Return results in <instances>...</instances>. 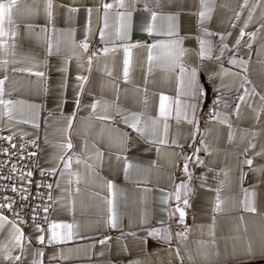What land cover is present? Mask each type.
Masks as SVG:
<instances>
[{
	"label": "crops",
	"instance_id": "1",
	"mask_svg": "<svg viewBox=\"0 0 264 264\" xmlns=\"http://www.w3.org/2000/svg\"><path fill=\"white\" fill-rule=\"evenodd\" d=\"M206 2L212 11L203 23L200 0H125L131 5L127 9L117 8V0H53V23L47 21L45 3L40 0L35 17L20 18L14 38L16 56L0 52V61H9L6 71H0V79L8 77L2 98L13 101L12 119L0 115V131L40 140V170L48 174L55 170L51 174L53 206L43 233L35 226L26 230L18 226L23 251L15 246L11 226L5 225L0 231V264H33L34 259L37 264H264V170L253 171L264 166V156H256L264 149V0H248L243 8L245 0ZM24 3L21 0L22 10ZM106 3L113 4L107 27ZM126 11H131L132 28L124 38L118 35V13ZM153 11L157 18L149 34L144 28L153 23ZM27 23L35 26L31 33ZM41 28H47V33L37 35ZM241 29L245 35L237 46ZM170 30L179 36L164 34ZM251 33L256 34L254 40ZM174 39H180V47L186 50L180 60L188 69L185 85L191 68L196 67L200 83L206 86L207 95L195 112L197 124L185 119V113L192 118L187 105L197 103L189 95L180 97L177 120L179 68L171 71L172 50L154 48L156 59L151 66L147 60L146 45ZM200 40L205 41L206 50L210 48L212 59L197 56ZM8 43L11 46L13 39ZM126 56L130 60L127 80L123 74ZM232 59L238 63H230ZM206 67L218 73L214 82L208 80ZM80 76L87 77L82 91ZM161 95L169 98L165 104L173 108L167 130L162 119L152 124L159 118ZM217 97L220 102L214 105ZM93 103L95 110L90 107ZM137 120L143 134L131 127ZM69 158L70 167L65 168ZM248 159L253 160L251 166L245 163ZM126 164L130 165L127 174ZM244 167H250L246 184L241 183ZM182 182L187 188L180 189L178 201L175 194ZM217 195L222 201L219 211ZM177 207L185 212L183 223ZM113 213L116 228L110 223ZM52 223L72 224V238L67 239L69 230L60 227L55 230L57 241L49 243ZM153 230L158 234L149 236ZM41 234L43 244L37 239ZM249 247L255 258L246 255ZM37 252L43 256H36Z\"/></svg>",
	"mask_w": 264,
	"mask_h": 264
},
{
	"label": "snow or ice",
	"instance_id": "2",
	"mask_svg": "<svg viewBox=\"0 0 264 264\" xmlns=\"http://www.w3.org/2000/svg\"><path fill=\"white\" fill-rule=\"evenodd\" d=\"M40 0H31V4H28L25 0L24 3V8L23 10L21 9V0H0V52H3L4 54H10L15 57L16 56V43L14 38L18 35V29L20 27V24L18 23V21L20 20L21 17L24 16H28V17H35L38 13V4H39ZM45 3V7H44V12L47 18V21L49 23H53L54 22V12H53V8H54V4H53V0H44ZM201 3V8L203 9L202 11L199 12V17H200V21L201 23H203L204 21L210 19V13L212 11V9L209 7L208 3L206 2V0H200ZM248 0H245V4L242 5V8L247 6ZM257 5H254L253 7H256ZM117 8L120 9H127L129 7H131V5H126L125 4V0H117V4H116ZM103 8L105 10L104 12V20H105V27H107V18H108V10L113 8V4H104ZM145 8L147 9V5H145ZM71 11L75 12L77 11V9L73 8L71 9ZM91 9H88V13H89V17L91 16ZM239 15V14H237ZM119 19L121 21L120 24V29H118V35L119 34H123L124 38H127L128 33L131 31L132 28V23H131V11H126V12H119L118 13ZM157 18V14L156 12H152L151 13V20L153 21V23H149L146 25V27L144 28L145 31H147L149 34H151L153 32L154 29V22ZM169 20H174V17H168ZM249 20L252 19V15L251 13H249ZM90 23V20H89ZM247 26V22L245 23V27ZM25 27L28 29V31L31 33L34 29V24L33 23H27L25 25ZM262 28H264V25L261 26ZM48 31L47 28H41L40 29V33H38L37 35H44L46 34ZM55 31V28L53 27V32ZM165 35L168 36H179V33L176 31H168L167 33H164ZM103 31H101V37L103 38ZM230 35V34H229ZM245 33L244 30L241 29L239 37L236 39V45L239 46L241 39L244 37ZM255 33H251L250 36L251 38L254 40L255 39ZM9 39H13V43L10 46L8 41ZM224 40V36L221 35V41L223 42ZM200 49L199 52L197 53V56L203 60V59H212L211 56V50L209 49H205V41L204 40H200ZM181 44V40L180 39H174L169 41L167 44H165L163 41H157L156 43L152 44V45H146L145 47L148 49V56H147V60L149 62V65L151 66V63L154 59H156L153 54H152V49L154 48H158V47H167L170 48L172 51L170 52V58H171V63L173 65V67L171 68V71H175V68L178 66L179 68V77H178V87H177V97L174 101V105H175V111H176V116H177V120H179L180 117V111H181V107H182V101L180 99V97L182 95H189L190 99L193 101H196L197 103H190L187 105L188 108H191L192 110V118L188 119L187 114L185 113V119H187V122L189 124H197L198 122L196 121L195 118V112H196V108L198 107V102L200 101V99L202 97H206L207 95V91H206V86L202 85L198 79V69L196 67H192L190 73H188V83L187 85H185V81H184V76L185 73L188 72V69L185 67V65L183 63H180L181 58L185 55V51L183 48L180 47ZM224 47H227L226 45H224ZM248 48H251V44L247 45ZM82 48L86 51L88 48V45L85 43L82 45ZM52 49H53V44L51 42V39L49 38V43H48V52L49 54L52 53ZM56 50L57 52L59 51V45L57 42L56 45ZM105 51H107V49H105ZM127 51V50H126ZM223 53L221 52V55ZM216 60H219L220 57L217 56L215 58ZM13 63H17L16 60L12 61ZM240 63H245L244 61H239ZM9 63L8 60H3L0 61V71H6V65ZM230 63L232 64H236L238 63V61L236 59H232L230 61ZM91 64V57H89V65ZM129 64H130V60L129 58L126 56L124 59V78L125 80L128 79L129 76ZM30 71L28 69H13V71ZM149 71H151V67H149ZM205 71L208 74V80L210 82H214L216 76L218 75V73L212 69V68H205ZM36 76L38 77H43L44 73L43 72H36L34 73ZM8 79V77L5 75L4 79H0V105L3 106L4 108V112L0 115H7L9 119H12L11 116V112L13 110V101L11 100H5L2 97L5 94V88H4V84L5 81ZM77 79L79 81H81V83L79 84L78 88L79 91L83 90V86H84V82L87 81V77L84 76H80L77 77ZM187 88V92H184L183 89ZM214 90L219 92V89L215 87L214 85ZM247 91V90H246ZM169 98L167 96L161 95L160 96V103H159V118L157 120H153L152 124L153 126H155L159 120H163L164 121V128L165 130H167L168 128V124H167V120L169 118V116L172 114L173 108L172 105H166L165 101L168 100ZM239 99L243 102L244 101V96L239 97ZM261 100H264V96L261 97ZM220 102V98L217 97L216 100L213 101V104H219ZM145 103H147V100H145ZM77 107H79V100L76 101ZM30 107H35V106H30ZM90 107L95 110V108L97 107L96 103H93L90 105ZM237 113H239V105H237ZM213 114L214 116H218L219 114L215 111V109L213 110ZM75 114H73L74 116ZM257 118H259V114H257ZM71 117L69 118V123L68 126L71 127ZM27 122V121H25ZM125 123H127V119L125 118ZM138 123L139 121L137 120L136 123H133L131 125V127L135 128L137 130L138 133L143 134V129L138 127ZM221 123H224V121H221ZM230 127V125H229ZM194 136V133H193ZM7 140L11 141V137H7ZM161 143H163L164 141H160ZM68 148H71L72 145L71 143L67 144ZM250 147H255V145H250ZM5 152H7V149L4 150ZM199 151V149H197V152ZM34 155V154H33ZM102 155V154H100ZM256 156H264V149H262L260 152L256 153ZM61 159H63V157H61ZM186 159H191L186 158ZM117 160H120V157H117ZM126 160V158H125ZM70 163H71V158H69L68 162L65 163V168H69L70 167ZM77 163H79V160L77 161ZM246 164H248L249 166H251L253 164V160L252 159H248L245 161ZM89 168H91V165H88ZM128 167H130V165L125 166V174H127V170ZM13 171H16L15 166L13 165ZM264 170V166H261L260 168L257 169H253V171H261ZM184 171L185 173H187L188 171V166L187 163L184 165ZM55 170H52L51 174H54ZM42 175L44 174L43 172L41 173ZM61 175H63V173H61ZM28 177L32 176V172H28L27 173ZM7 178V177H5ZM21 179H23V177H21ZM79 182V181H77ZM69 183H71V181H69ZM241 183H242V175H241ZM41 185H37V187H40ZM59 186V184L57 185ZM47 187L49 189H51L52 185H47ZM108 187L112 188L113 185L111 182H108ZM187 185L184 184L183 182L177 186V191H176V199L179 201L180 197H181V193H180V189H186ZM12 191H17V189L15 187L12 188ZM21 191H26L25 189H21ZM77 191H79V189H77ZM247 191V190H245ZM185 195H187V192L185 193ZM254 195V193H253ZM22 199H27V197H22ZM49 199H51V196H49ZM14 202H9L7 205H0V208H4L7 207L9 210H13L12 209V204ZM188 200L185 199L184 200V204L187 206L188 205ZM221 203L222 201L219 198V195H217L216 198V210L219 211L220 207H221ZM179 212L180 215V222L183 223L184 221V217H185V212L180 209L179 207H177L176 209ZM246 211H251V212H255L256 208L255 207H246L245 208ZM33 213H36L38 211V209H33L32 210ZM14 212V210H13ZM43 212L47 213L48 212V208L45 207L43 208ZM14 215L19 217V213H15ZM48 221V217L45 215L44 217V222L47 223ZM21 223H26V221L21 220ZM32 223L35 225L36 230L40 233L44 232V229L39 225L36 224V216L33 215L32 217ZM111 223V227L116 228L117 225V220H116V216L115 213H113L112 219L110 221ZM5 225H10L11 226V235H12V239L15 241V246L20 247L21 251H23V245H22V240H23V232L22 230L17 226V224L15 223V221L9 220L7 216L4 215H0V231H3ZM63 227L65 229H68V234H67V239H71L72 238V232L71 229L73 228L72 224H56V223H52L49 226V231L51 232V235L49 236L48 242L52 243L54 241H57L58 239V235L57 232L55 231L57 228ZM158 233L157 231L153 230L152 232H149L148 235L149 236H156ZM131 235L135 236V233H132ZM177 235H181L180 233H178ZM39 243L43 244L45 241V237L43 234L39 235L37 237ZM60 242H63V238L60 239ZM100 243H105V241H100ZM141 243H144L143 240H141ZM36 256H43V252H37L35 253ZM246 255L251 257V258H255L256 253H254L251 249V247H249L246 250ZM262 258H264V253H261ZM10 257L5 256V259H9ZM54 258V257H53ZM15 260L19 261L20 260V256H16L14 257ZM33 264H37L36 260H33Z\"/></svg>",
	"mask_w": 264,
	"mask_h": 264
},
{
	"label": "built area",
	"instance_id": "3",
	"mask_svg": "<svg viewBox=\"0 0 264 264\" xmlns=\"http://www.w3.org/2000/svg\"><path fill=\"white\" fill-rule=\"evenodd\" d=\"M7 137L9 135L0 131V205L14 202L12 209L15 213H19V217L15 216L13 210H9L7 207L0 208V214L15 221L22 230L35 226L32 223V217L35 215L36 224L45 229L48 221L45 223L44 217L46 215L49 218L53 206L52 187L55 179L51 174L44 172L43 175L41 174L42 171L39 167L41 142L19 136H10L12 139L9 141L6 139ZM5 149L7 152L4 151ZM13 165L16 171L12 170ZM29 171L32 172L31 177L27 176ZM181 171L182 169L179 167L177 180H179ZM249 174L250 167H244L242 171L243 184L247 183ZM49 184L52 185L51 189L47 187ZM37 185L41 186L37 187ZM13 187L17 191H12ZM21 189L26 191H21ZM25 196L27 199H22ZM45 207L48 208L47 213L43 212ZM33 209H38V211L33 213ZM21 220L26 223H21Z\"/></svg>",
	"mask_w": 264,
	"mask_h": 264
}]
</instances>
